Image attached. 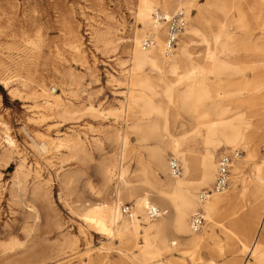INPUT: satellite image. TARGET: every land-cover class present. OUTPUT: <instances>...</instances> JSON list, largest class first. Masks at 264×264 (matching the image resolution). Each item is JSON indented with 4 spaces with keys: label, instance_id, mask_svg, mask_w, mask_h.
<instances>
[{
    "label": "rangeland",
    "instance_id": "1",
    "mask_svg": "<svg viewBox=\"0 0 264 264\" xmlns=\"http://www.w3.org/2000/svg\"><path fill=\"white\" fill-rule=\"evenodd\" d=\"M139 3L0 0V154L6 149L4 137L9 135L16 144L8 165L0 164V264H86L89 259L100 264H143L135 248L144 246L142 228L136 240L127 239L125 232L113 238L88 227L83 221L84 210L92 204L117 203L123 181H127V187H146L134 178V171L138 158L148 164V150L154 142H141L136 126L158 120L150 108H166L170 133L181 137L190 132L193 122L180 110V95L190 88L191 81L177 84V80L180 74L210 65L207 56L212 52L220 61L228 64L230 59L244 69L241 75L231 77V82L228 72L208 75L207 82L211 89L221 91V97H214L209 108L225 112L230 120L240 114L248 124L245 132L251 134L250 144L234 149L221 145L215 156L218 161L222 154L238 152L234 164H239L247 188L236 197L237 214L219 217L201 245L182 242L150 264H264V229L260 227L264 196L257 200L253 194L259 185L257 166L264 162V124L248 104H239L241 98L264 93V67L254 66L264 61V0L254 12L250 10L254 5L251 0H229L226 7L233 18L229 26L212 7L202 15L207 2L196 0L187 10L186 29L196 28L200 33L190 37L189 53L177 71L179 76L171 74L170 69L161 73L133 69L129 46L134 48L136 33L142 28L137 20ZM252 14L257 20L252 17L242 29L241 15ZM110 29L113 33L109 37L115 43L104 49L95 34ZM75 40L80 54L73 50ZM228 42L232 48H228ZM257 44L260 50H255ZM42 87L54 97L59 95L63 104H72L78 113L59 118L46 108L43 98L33 97L35 92L41 94ZM170 88L175 91L172 103L166 97ZM12 90L19 95H12ZM90 106L98 111H89ZM72 139L82 141L79 152H70L65 146L66 140ZM181 150L189 153L193 168L206 152L201 138L186 139ZM166 158L168 162L174 158L170 150ZM20 165H24L25 178L21 187L14 188ZM105 166L113 170L109 182L102 176ZM148 166L158 171L151 163ZM124 171L128 172L125 177ZM159 175L163 183L167 181L163 173ZM189 179H199L197 170ZM150 181L155 183L152 176ZM213 186L203 187L197 194ZM232 190L230 184L225 194ZM122 202L121 209L135 207L134 200L125 196ZM252 213H256L255 221H251ZM221 225L228 228V236ZM207 231L210 225L205 219L199 235ZM172 236L174 230L169 232V239ZM239 240L250 244L257 241L254 257L242 252ZM67 241L75 245L68 247Z\"/></svg>",
    "mask_w": 264,
    "mask_h": 264
},
{
    "label": "bare ground",
    "instance_id": "2",
    "mask_svg": "<svg viewBox=\"0 0 264 264\" xmlns=\"http://www.w3.org/2000/svg\"><path fill=\"white\" fill-rule=\"evenodd\" d=\"M228 1L206 0L207 6L203 8L202 15L207 12L208 8L212 7L216 9L215 12L223 16L224 21L228 22V26L233 24V18L226 7ZM231 1L233 2L234 0ZM238 1L240 2V0ZM241 1L246 2L248 0ZM194 2L196 0H184L180 4H176L173 0H140L137 20L142 28L136 33L134 48L129 46V53L132 54L130 62L133 65V69L140 71L148 69L150 72L156 73H161L164 69H170L171 74L179 76L177 71L181 69L184 58L189 53L190 37L194 32L200 33V30L196 28L186 29L183 37L186 36L185 38L187 39L184 40L181 37L183 39L181 40L179 54L167 56L165 52L166 23H157L154 14L157 11L156 8H159L163 16L169 19L172 14L181 8H184L186 11L191 9ZM251 2L254 5L250 7V10L254 12L259 8L261 0H251ZM252 17L257 20V16L254 14L241 15V20L244 21L242 29H245L251 23ZM93 33L92 35H94ZM112 33L111 29L107 33L98 32L97 30L95 34L97 42L104 49H109L110 46L114 45L115 41L109 37ZM149 36L155 38V45L150 50H147L143 48V43ZM73 44L74 52L80 54L78 40H75ZM232 47L233 44L228 42V48ZM260 49L261 46L257 44L255 50ZM207 58L210 60V65L202 69H192L180 74L181 77L177 80V84L191 81L190 88L180 95V110L187 114L193 122L190 132L183 134L181 137L173 136L170 133L169 113L166 108H150L149 111H151V114L155 112L158 120L147 124L139 122L136 126L138 133L141 135V142H154V146L148 150V164L143 159L138 158L137 169L134 171V178L138 179V182L146 187H127V181H123V186L118 191L117 203L104 202L92 204L86 206L84 210L83 221L88 227L113 238L119 237L121 233L125 232L124 235L127 239L136 240L139 235V229L142 228L145 239L144 246L135 245V248L139 251L136 255L143 264H150L154 259H161L164 254L177 249L182 242H188V244L194 246L201 245L205 240L204 236H208L209 232H212L214 228L213 224L217 223L219 217L223 215L228 216V213L232 216L237 214L236 197L247 188V181L240 176L241 168L237 166L239 165L237 163L236 165L234 164L232 169L231 187L233 190L231 193L213 194L202 203L200 201V193L197 194V191L201 188L215 183L218 166L215 156L220 150L221 145L226 146L227 149H234L250 144L252 139L250 132H245L248 130V124H246L242 116H239L240 114L230 120L225 118V112L220 113L218 112L220 110L216 108H209L211 106L210 101L214 97H221V91L219 88L211 89L209 87L207 82L208 75L218 76L228 72V82H231L230 78L241 75L244 69L239 68L230 59H228V64L220 61L216 52L208 53ZM254 66L264 67V61L256 62ZM3 82L6 86L8 85L7 82ZM142 83L146 84L147 81H143ZM10 93L14 96L19 95L13 90ZM32 95L35 99L37 97L43 98L47 105L46 108L55 112L59 118L65 119L78 113L72 104H63L59 95L54 97L52 92L44 87L41 88V94L35 92ZM166 97L172 103L175 97L174 88L166 91ZM239 104H248L252 112L262 118L264 124V106H262L264 105V93L263 95L250 96L248 99L241 98ZM88 110L93 112L98 111L93 106H90ZM188 138L194 140L201 138L206 150L205 154L197 160L196 168H193V160L189 153L181 150V146ZM3 139L6 143V149L0 154V164L8 165L12 149L16 148V144L9 135ZM64 141L59 142L60 146H64ZM66 143L67 149L73 153L79 152L83 148V143L80 139L66 140ZM167 150H170L174 158L181 163L182 175L177 178L171 175L170 162L166 158ZM189 152L191 151L189 150ZM149 163L158 171L150 168L148 166ZM23 168L24 165H20L17 169L14 176V188L21 187L22 185V180L25 178ZM196 170L199 179H189L192 172L194 173ZM127 173V171H124L123 176ZM159 173H163L167 181L163 183ZM102 176L105 182L111 181L113 170L105 166L102 169ZM150 176L154 178L155 183L150 181ZM256 179L259 185L254 188L253 194L258 200L264 196V162L262 166H257ZM239 188L241 190L238 192ZM124 196L125 198L134 200L136 208L134 207L132 218H125L121 213L120 206L123 204L122 200ZM211 197L214 198L211 199ZM149 208H159L162 215L156 220H150L147 214ZM199 209L204 210L205 219L208 225H210V231L205 232L203 235H199V233L193 232L191 229L192 217ZM252 217L251 221H255L256 213H252ZM221 227L224 228L225 234L228 236V228L224 227V225H221ZM247 227L249 230L252 228L251 224ZM260 227L264 229V219ZM171 230H174V236H172V239H169V232ZM212 237L213 235H211ZM239 241L242 246V252H249L254 257L257 250V241L254 244H250L248 241ZM67 245L72 248L75 244L72 241H67ZM86 264L100 263L89 259V262ZM123 264L126 263L123 262ZM202 264L216 263L207 262Z\"/></svg>",
    "mask_w": 264,
    "mask_h": 264
},
{
    "label": "built area",
    "instance_id": "3",
    "mask_svg": "<svg viewBox=\"0 0 264 264\" xmlns=\"http://www.w3.org/2000/svg\"><path fill=\"white\" fill-rule=\"evenodd\" d=\"M176 4L182 3L184 0H173ZM155 21L157 23H166V37H165V52L167 56L173 55L180 43V38L185 33V30L189 23V14L184 8L179 9L172 14L169 19L163 16L160 10H157L154 14ZM155 45V38L149 36L143 43L144 49H150ZM239 157V153L233 155L222 154L218 159L216 180L212 190L204 191L200 194V201L205 202L208 197L213 194L225 193L231 184V174L235 160ZM170 172L175 178L182 175V166L179 160L172 158L170 162ZM134 207L131 205L124 206L121 209V213L128 217H133ZM147 214L150 220H156L162 212L157 208H149ZM205 224V215L202 209L197 210L191 220V229L193 232L199 233Z\"/></svg>",
    "mask_w": 264,
    "mask_h": 264
}]
</instances>
